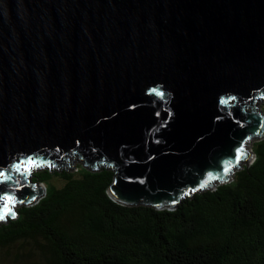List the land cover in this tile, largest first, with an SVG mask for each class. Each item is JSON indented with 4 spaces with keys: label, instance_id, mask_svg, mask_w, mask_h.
Here are the masks:
<instances>
[{
    "label": "water",
    "instance_id": "water-1",
    "mask_svg": "<svg viewBox=\"0 0 264 264\" xmlns=\"http://www.w3.org/2000/svg\"><path fill=\"white\" fill-rule=\"evenodd\" d=\"M260 100L264 0H0V192L18 197L12 211L45 192L12 167L29 157L103 162L118 204L174 209L253 161Z\"/></svg>",
    "mask_w": 264,
    "mask_h": 264
},
{
    "label": "trees",
    "instance_id": "trees-1",
    "mask_svg": "<svg viewBox=\"0 0 264 264\" xmlns=\"http://www.w3.org/2000/svg\"><path fill=\"white\" fill-rule=\"evenodd\" d=\"M251 149L248 166L174 209L118 204L107 192L114 172L103 162L51 170L37 161L31 181L45 192L0 219V248L34 246L36 257L13 264H264V139Z\"/></svg>",
    "mask_w": 264,
    "mask_h": 264
},
{
    "label": "rangeland",
    "instance_id": "rangeland-1",
    "mask_svg": "<svg viewBox=\"0 0 264 264\" xmlns=\"http://www.w3.org/2000/svg\"><path fill=\"white\" fill-rule=\"evenodd\" d=\"M264 104V100H260L258 102L259 107L261 108L262 105ZM255 142V141H254ZM253 144V141H250L248 148L250 149L251 146ZM81 162H77L68 166H64V167H60V168H70V169H74L75 170V166ZM51 170H55L58 169L59 167H53L50 166ZM29 173V172H28ZM31 171L28 175L29 178H31ZM53 182H55L56 184H61V182L55 178L53 180ZM41 186H43V189L45 191V187L42 184ZM20 204H17L13 207V211L15 209H17V207H19ZM40 242H42V239L40 240ZM32 248V249H30ZM34 246L31 243H20L17 242L15 244H12L6 248H0V263H4V264H13L16 262H19V260L25 259L28 257V255H31V258H34L37 256V251L35 249H33ZM14 258H16L17 260H15Z\"/></svg>",
    "mask_w": 264,
    "mask_h": 264
},
{
    "label": "snow or ice",
    "instance_id": "snow-or-ice-1",
    "mask_svg": "<svg viewBox=\"0 0 264 264\" xmlns=\"http://www.w3.org/2000/svg\"><path fill=\"white\" fill-rule=\"evenodd\" d=\"M233 99H235V97H233ZM242 158V154L240 153V149H237V155L235 157L236 162L238 163L239 160ZM28 164H33L32 158L29 157L27 158ZM34 166V164H33ZM13 168H15L17 171H20V169L23 167L26 171H28L30 173L31 169L27 168L26 165H21V164H14L12 165ZM227 171V169H225ZM7 173L4 171H0V178H3L4 176H6ZM21 175H23V172H21ZM6 181H4L3 179H0V185L5 184ZM18 197H14L10 192L8 191H3L0 192V219H4L7 217L8 214H10L11 212V205L12 203L17 200ZM33 199H35V197H33ZM23 202V201H20ZM176 201H173V203H175Z\"/></svg>",
    "mask_w": 264,
    "mask_h": 264
}]
</instances>
